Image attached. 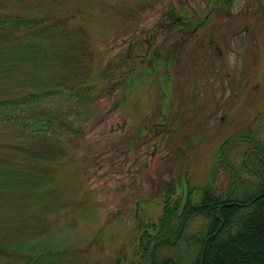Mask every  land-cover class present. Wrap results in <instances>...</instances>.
I'll return each instance as SVG.
<instances>
[{
  "label": "rangeland",
  "instance_id": "374dc122",
  "mask_svg": "<svg viewBox=\"0 0 264 264\" xmlns=\"http://www.w3.org/2000/svg\"><path fill=\"white\" fill-rule=\"evenodd\" d=\"M223 2L34 4L86 30L93 52L91 82L99 94L84 136L55 175L68 197L81 199L55 219L57 238L87 246L89 264L130 258L138 220H156L161 189L180 170L187 176L176 192L185 194L188 177L204 184L227 137L249 128L264 137V0ZM203 222L195 218L189 231L197 233ZM194 245L182 246L188 260Z\"/></svg>",
  "mask_w": 264,
  "mask_h": 264
},
{
  "label": "trees",
  "instance_id": "16d2710c",
  "mask_svg": "<svg viewBox=\"0 0 264 264\" xmlns=\"http://www.w3.org/2000/svg\"><path fill=\"white\" fill-rule=\"evenodd\" d=\"M35 3L0 0V264H89L87 246L57 238L55 219L81 199L68 197L55 175L84 136L99 94L91 82L93 52L86 30ZM258 134L249 128L223 140L204 184L188 177L185 194L176 190L187 171L165 182L160 215L138 220L130 258L118 255L109 264H264ZM241 143L244 150L232 153ZM197 217L203 225L190 232ZM193 244L188 260L182 246Z\"/></svg>",
  "mask_w": 264,
  "mask_h": 264
}]
</instances>
